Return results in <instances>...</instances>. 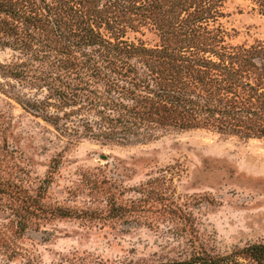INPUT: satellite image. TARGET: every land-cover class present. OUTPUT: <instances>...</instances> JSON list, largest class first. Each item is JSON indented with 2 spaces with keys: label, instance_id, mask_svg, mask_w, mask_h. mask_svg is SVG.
<instances>
[{
  "label": "rangeland",
  "instance_id": "374dc122",
  "mask_svg": "<svg viewBox=\"0 0 264 264\" xmlns=\"http://www.w3.org/2000/svg\"><path fill=\"white\" fill-rule=\"evenodd\" d=\"M21 1L45 21L38 24L47 41L23 52L0 47L1 62L30 68L23 79L0 73L5 89L0 88V264H163L236 252L220 264H257L240 251L264 241V11L259 3H224L223 15L209 25L217 36L214 53L177 48L185 50L182 61L194 67L205 58L235 63L241 84L227 81L219 91L221 111L197 112L205 105V92L197 90L201 106L180 121L193 119L199 127L149 122L137 132L121 128L109 137L96 135L102 127L113 130L101 126L91 102L114 97L130 106L133 94L120 86L132 84L112 86L91 73L93 61L87 65L88 59L74 57L64 46L81 18L89 20L92 6L87 13L83 0ZM101 6L106 17L117 20L122 40L162 47L154 21L135 11L123 16L108 0ZM100 29L114 40L107 24ZM130 59L147 75V65L164 58ZM212 74L224 78L220 71ZM59 90L67 91L68 99L59 98ZM16 95L44 101L60 116L58 124L24 108Z\"/></svg>",
  "mask_w": 264,
  "mask_h": 264
},
{
  "label": "trees",
  "instance_id": "16d2710c",
  "mask_svg": "<svg viewBox=\"0 0 264 264\" xmlns=\"http://www.w3.org/2000/svg\"><path fill=\"white\" fill-rule=\"evenodd\" d=\"M101 1L83 0L88 6L86 12L89 13L92 6L93 13L89 20L81 18L77 24L78 28L67 34V42L64 46L72 49L74 57L88 59L87 65L93 61L94 63L90 65L92 72L91 70L90 72L104 77L112 86L129 80L132 85L127 88L125 85L120 86V89L133 94L130 99L134 103L129 106L114 97H99L92 101L91 104H96L98 107L102 120L101 126L109 125L113 130L108 133L104 130L105 127H102L97 132V136H117L113 133L119 132L118 129L121 128L131 131L134 129L137 132V129L149 122L166 125L174 122L177 126L186 112L201 106L194 95L197 90L205 92V105L197 112L205 110L217 113L222 110L219 103L222 98L217 97L219 91L226 86L227 81L233 86L241 84L239 70L233 67L235 63H228V59H220V62H217L205 58L203 62L195 64L197 67H194L182 61L185 58L183 53L185 50L180 49L179 53L177 48L190 47L214 53L212 45L217 36L213 34L209 25L212 20L223 15L224 3L227 0H108L110 5L123 16L135 11V14L154 21L163 39L162 47L157 49L140 47L122 40L121 27H118L116 19L106 17V10L101 6ZM255 1L264 11V0ZM38 23L44 25L45 21L42 17L34 15V12L29 10L21 0H0V47H9L23 52L42 46L47 40L41 36L42 28ZM103 23L112 29L114 40L107 38L101 32ZM173 44H178L179 47L174 48ZM88 48L89 51H87ZM79 50H81L80 55ZM138 54H154L164 59H155L149 63L147 75H142L130 59L131 56ZM218 54L220 57L225 55ZM228 56L230 55L227 54ZM215 70L223 73L222 80L213 76L212 73ZM29 72L30 68L25 63L0 61V73L6 78L23 79ZM1 89L5 91L3 87ZM59 92V98L63 100L70 96L67 91L59 90ZM15 98L24 108L35 113H42L53 123H57L60 119L59 115L49 111L44 101L24 99L21 95H16ZM223 108V110L227 109L226 106ZM109 110H117L118 116L113 115ZM179 116L182 118L178 120ZM232 118L236 119L234 116ZM180 124L184 128L199 127L193 119L184 120V123L180 121ZM240 252L257 264H264V241L249 245ZM236 255L238 252L217 259L196 256L186 261L163 264H220L221 260L226 261Z\"/></svg>",
  "mask_w": 264,
  "mask_h": 264
}]
</instances>
